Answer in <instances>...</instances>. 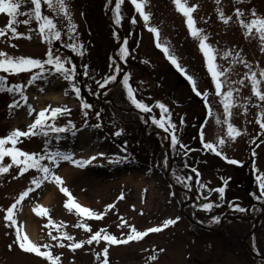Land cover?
Wrapping results in <instances>:
<instances>
[{"label":"rangeland","instance_id":"1","mask_svg":"<svg viewBox=\"0 0 264 264\" xmlns=\"http://www.w3.org/2000/svg\"><path fill=\"white\" fill-rule=\"evenodd\" d=\"M185 2L189 7L196 5L193 12L196 26L204 29L209 35L208 42L217 50V63L229 69L228 79L232 82V87L239 90L233 94L234 106L231 109V117L224 116L223 104L220 103L222 98L214 94V84L207 73L198 41L190 35L186 18L177 10L173 0H146L145 10L151 14L148 27H145L131 0H124L121 5L120 24L115 23L116 0H112L111 4H107V0H66L73 23L77 25V40L85 45L84 55L80 56L63 46L66 42H73L67 35H62L60 41H53L51 47L58 54L71 57L77 66V80L81 88L79 98L69 88L68 82L58 74H45L43 78L29 85L27 81L38 69L15 75L0 71V75L7 77L9 85L21 84L23 93L28 98L25 103L19 92L0 91V138L17 128L26 131L39 113V106L49 109L46 113L49 117L52 108L67 107L70 114L58 116L55 120L49 119L48 122L64 126L71 120L76 126L75 135L71 132L63 133L60 141L52 139V146L73 152L74 158L92 156H84L92 148L96 149V153H105L104 156H97L95 161L83 168L68 162H62L60 166L61 168L67 165L77 170L65 186L75 198L76 193L83 194L88 202L87 207L105 213L101 219L82 218L74 210L69 212L64 207L67 197L59 191V186L54 184L53 200L45 206L49 209V216H39L33 211L41 231L38 243L50 244L51 248L48 250L54 256H59V264H102L105 247L108 248V264H264L262 256V258L253 256L250 252V249L255 248H247L246 252L249 253L246 254L237 241L234 248L224 243L232 233H239V237L242 236L241 241L246 240L249 245L248 242L251 240L248 237L252 222L254 224L255 220L259 223L255 224L253 231L255 238L261 242L264 239L262 232L264 200H257L253 195L259 194L255 176L259 171H264V129L257 123L261 109L253 105L264 102H259L253 95L251 81L246 76L250 70L245 67V64L251 65V70L256 71L257 78L260 79L259 70L264 69V51L261 50L264 48V42L260 40L255 29L245 35L247 29L240 24V20L249 23L254 18L253 9L257 17H264V0L240 2L219 0V3L217 0H185ZM32 7L30 3L21 0L18 11L25 13ZM237 8L243 13L240 17L236 16ZM218 9L222 10L226 17H231L227 23L219 18ZM44 11L52 15L46 8ZM133 17L137 21L135 24L131 23ZM10 19L6 13H0V28H6ZM26 19L28 17L23 14L16 17L19 23H14L13 26L17 28V32L24 35L13 38L9 30L4 37H0V51L14 57L46 59L49 45L42 40L38 23L34 19L30 24L22 23ZM111 22L121 31V36ZM152 26L159 29L161 42H167L186 71L194 76L198 89L201 92L205 90L210 92L208 101L213 109L212 117L207 115L203 98L191 90L186 78L170 64L162 50L155 46V36L148 30ZM28 36L31 39L26 38ZM125 39L129 56L121 60L118 53ZM224 52H230L231 55L222 59ZM237 53L239 56L236 57V62L230 63ZM112 60L121 67L118 81L123 79L125 73L130 74V83L137 90V98L152 106V113H142L131 105L119 82H114L104 89L97 87L96 80L113 73L114 66L109 67ZM122 62L126 65L125 69ZM84 64L89 65L90 77L82 75ZM240 80L244 83H239ZM259 87L264 91V80ZM50 93L60 95L62 101H51ZM248 98H251L252 103H249ZM81 100L93 105L92 109L87 110L89 112L87 118L83 115L85 110L81 107ZM13 101L18 102L20 106L9 108ZM156 101L163 102L169 108L171 120L177 125L178 139L190 149L187 156L183 155L184 150L179 146L170 150L166 146L168 140V136L164 134L166 132L151 123L150 116L154 115L157 118L160 116V110L155 107ZM28 105L35 110L32 115L28 114ZM245 107L248 109L246 113ZM19 110H23L29 118L16 121ZM96 112H100L101 116L97 117ZM215 117H220L222 121L225 118L229 119L241 131V135L223 149L229 159L241 163L231 164L227 160L223 161L220 159L222 156L203 148L201 130L204 131L205 140L213 143L218 137L226 136L227 126L223 123L216 124ZM97 124H100V127H95ZM120 129H123L122 135L115 136L114 133ZM45 139L40 135L21 137L15 147L30 153L43 154ZM5 147L11 148L13 145L9 143ZM167 149L170 157L167 155ZM253 152L256 153L255 156ZM166 155L169 167L162 166ZM112 160L119 162L112 163ZM0 164H12L11 157H4ZM173 168L177 170L178 175L193 177L189 181L191 189L176 182L171 171ZM193 168L198 170L199 177L192 172ZM37 174L35 169L20 174L19 166L15 164H12L7 173H0V264H51L45 257L26 253L14 243L15 227L23 225L22 222L17 220L16 226H9V222L4 220L6 209L15 203L20 193L28 187L35 189V186L31 185V179ZM223 180H227L224 200H219L215 192L205 200L204 197L208 196L207 190L222 186ZM200 184L207 187L202 189ZM48 185L51 184L46 181L39 189L30 192L21 202V207L26 201L42 195ZM183 189H187L188 192ZM121 193L123 199L120 198ZM191 198L192 201H189ZM211 201L219 204L217 208L212 209L213 214L206 213L199 207L200 204ZM109 204L114 207L107 208ZM230 204H239L246 211H234ZM227 215L232 216V220L236 219L235 215L238 218L242 216L240 219L250 222L243 225L227 219ZM176 216L180 217L176 224L163 228L160 232L148 233L141 240L130 241L128 244L109 245L101 240L98 244L94 241L91 245L85 244L73 251L67 246L71 241L63 240L61 246V243L52 241L48 235L49 232L52 235H59V231H66L74 240H87L94 232L103 229L102 234H111L123 239L131 231L129 225L136 227L138 231H145L149 227L162 225L166 219H174ZM212 216H220L224 221L210 223ZM49 217L60 225L59 230L48 224ZM195 220L212 227L210 230L212 232L209 233V230L200 225L194 226L198 223L194 222ZM122 221L127 223L122 224ZM84 222L88 223L91 232L76 226ZM225 222L233 228L230 231L225 230L229 233L228 237L224 234L222 240L220 235L215 239L211 238ZM258 240L254 243L264 255V245H260ZM10 244L11 249L8 247ZM218 245H223L224 249L218 248ZM160 249L164 251L161 252ZM97 253H100L99 260ZM152 256L157 258L152 260L150 259Z\"/></svg>","mask_w":264,"mask_h":264},{"label":"snow or ice","instance_id":"2","mask_svg":"<svg viewBox=\"0 0 264 264\" xmlns=\"http://www.w3.org/2000/svg\"><path fill=\"white\" fill-rule=\"evenodd\" d=\"M24 3H30L33 7L29 9L25 13H20L18 9L21 6V0H0V13H6L11 19L8 22L6 28H0V37H4L6 33L10 30L13 38H19L23 36V33L17 32V28L13 26L14 23H19L16 20L18 15H26L28 19L22 21L24 24H30L34 19L38 23V30L40 36L44 42L49 45V48L46 52V59H38L27 56H11L4 51H0V71L4 73L10 74H19L25 72H32L33 69H38V71L34 72L31 75V78L27 81L30 85L34 83L37 79H41L45 74H58L62 77L64 81L68 82L69 88L74 92L76 97H80L81 88L79 86V82L77 80V66L72 62L71 57L62 56L54 51L51 47L53 41H60L62 35H67L70 41L63 44L65 48L70 49L73 53H76L80 56L84 55L85 45L83 42L77 40V25L73 23L72 15L70 14L69 6L66 3V0H23ZM176 5L177 10L183 14L186 18V25L190 35L198 41L199 51L203 54V59L206 64L207 73L211 76V81L214 84V94L218 97H221L220 103L223 104V113L225 117H231L232 112L231 109L234 106V92L239 91L238 89H234L232 87V82L228 79L227 73L229 71L228 68H225L223 65L217 63V50L208 42L209 35L205 32L204 29H201L196 26V21L193 17V12L196 9V5L187 6L185 0H173ZM240 2V0H238ZM112 0H107V4H111ZM124 3V0H116L114 14H115V23H121V5ZM146 0H131V4L134 5L136 12L142 17L144 21L145 27H148L151 14L145 10ZM219 3V0H217ZM106 4V6H107ZM47 9L52 15L46 14L44 9ZM219 18L227 23L231 17H226L222 10L218 9ZM243 13L239 8L236 9V16L240 17ZM252 16L254 17L249 23H245L244 20H240V24L242 27L247 29L245 35L252 33L253 29L259 34V38L262 42H264V17H257L255 10H252ZM131 23H137L135 17L131 19ZM63 25V26H62ZM66 29V31H65ZM148 30L154 34L155 36V46L162 50L163 54L166 56L168 61L172 66L176 68V70L183 75L186 80L189 82L191 90L197 95L201 96L205 102V108L207 109V115L212 117L213 109L208 101L210 92L205 90L201 92L198 89L197 81L194 76L189 74L186 71L185 66H183L177 56L170 50L167 42H161L159 29L155 26L149 27ZM31 31V29H30ZM115 35V33H114ZM31 39L30 36L26 37ZM117 39L119 37L117 36ZM15 47L16 45H12ZM264 51V48L261 49ZM121 60H125L126 57L129 56V49L127 47V40L125 39L123 42V46L119 49L118 53ZM230 52H224L222 54V59H226ZM239 56V53L233 57V60L230 63L236 62V57ZM111 59V58H110ZM243 62V61H241ZM148 63V61H145ZM114 66V71L112 74L104 75L100 80H96L95 83L98 88L104 89L110 84L114 82H119L123 89L126 92V97L130 101L131 105H133L137 110L142 113H152L153 107L145 103L142 99H138L136 96V89H134L130 83V74L125 73L123 75V79L118 81V76L121 72V67L119 64L112 60L109 67ZM245 67L249 68V73H246V76L251 81V91L253 95L259 102H264V91L260 89L261 81L264 80V69L259 70V77L257 78V72L251 70V65L245 64ZM82 75L85 77H90L91 73L89 70V65H82ZM239 83L243 84L244 81L240 80ZM227 88V90H225ZM23 86L21 84H12L9 85L7 81V77L0 75V91L7 92H19L21 94L22 99H24L25 103H27V96L23 93ZM91 91V89H89ZM67 94V89L65 90ZM96 94V93H93ZM249 99V103H252L251 98ZM19 103L13 101L12 104L9 105V108L19 107ZM254 107L260 108L261 111L257 116V123H259L260 128L264 129V103L254 104ZM81 107L85 110L83 115L85 118L88 117L89 112L88 109H92L93 105L87 103L86 101L81 100ZM155 107L160 110V116L157 118L156 116H150V121L156 127L163 129L166 133L169 134L170 137V147L172 149H176L179 146L180 149L184 150L183 155L187 156L188 151L186 145H183L176 135L177 125L171 120V112L169 108L160 101L155 102ZM33 111H35L31 105H28V114L32 115ZM51 117L46 115L49 112L48 108L42 109L35 116L33 122L28 125L26 131H22L20 129H15L10 132L9 135L0 138V161L4 159V157H11L12 164L19 166V173L24 174L29 171V169H35L37 175H34L31 179V185L35 186V189H39L41 185H43L46 181L49 184H54L59 186V191L64 193L67 197V200L64 203V207L69 211H75V213L79 217H87L90 219H101L105 213L93 211L90 207H86L81 203L77 202L76 198L73 196L72 192L69 190L67 186H65V180L62 175L58 174V170L61 166L62 162H68L71 165H74L79 168H83L93 161L97 159V156H104L105 153L98 152L95 155H92L88 158H74L75 154L70 151L61 150L58 147H54L51 144L52 139L56 141H60L62 139L61 134L71 132L75 135V124L68 120L67 124L64 126H57L55 123H49V119L55 120L58 116H63L66 114H70V109L67 107L61 108L56 107L51 110ZM245 113L248 111L247 107L244 109ZM97 117L101 116L100 112L95 113ZM87 120H85V123ZM148 121L146 120L145 123ZM181 123H183V117L181 118ZM215 123L225 124L227 126L226 136H221L217 138L215 143L209 142L205 140L204 131L200 132L201 143L203 144V148L205 150L211 151L218 156H222L225 160H227L231 164H239L240 161L235 159H229L223 149L227 146L229 142L234 141L238 136L241 135V131L235 127L229 119L225 118L223 121L220 117H215ZM95 127H100V124L95 125ZM123 133V129H120L114 133L115 136H120ZM51 134V136H50ZM43 136L45 137L44 141V151L41 153H30L28 151H23L15 145L18 143L19 138L28 137V136ZM11 143L13 147L6 148L5 145ZM256 153L253 152V156ZM47 161V163H43ZM112 163L119 162L118 160H112ZM12 164L3 165L0 164V173H7L9 168L12 167ZM163 167H169L168 157L167 155L164 157ZM187 167V165H185ZM172 175L175 177L176 182L182 184L185 188L191 189L192 185L189 183L193 179L191 175H178L177 170L175 168L171 169ZM257 171H259L257 169ZM192 172L196 173V176L199 177L200 173L197 169L193 168ZM255 180L258 184L259 194L255 195L257 200H264V171H259V174L255 176ZM199 183V180H197ZM227 185V180H223V185L218 186L215 189L209 188L208 196H205L204 199L208 200V197L213 193H217L219 200L223 201L225 196V188ZM207 186L204 184H200V188H206ZM35 189L33 187H28L25 191L21 192L19 198L13 203L10 207L6 209V215L4 216V220L9 222V226H16L17 219L16 215L18 212L22 210L21 202L25 199V197L29 196L30 192H34ZM175 195V193H172ZM120 198L123 199V193H121ZM219 204L217 202H204L199 205V207L206 211L211 212L214 207H218ZM234 211L244 212L246 209L239 204H230L229 205ZM114 205L109 204L107 208L111 209ZM33 211L37 213L39 216H49V209L36 205L33 208ZM180 220L179 216H176L174 219L169 218L166 219L162 225L149 227L145 231H138L136 227L129 225L131 228L130 233L126 236V238L118 239L115 235L111 234H102L104 230L94 232L90 238L87 240L80 239L74 240L73 236L70 235L66 231H59V235H52L51 232L48 235L51 237L52 241H57L61 243L62 241H71L67 246L71 248L73 251L81 248L83 245L88 244L91 245L94 241L98 244L101 240L106 241L109 245H120V244H128L130 241H139L143 237H145L148 233L160 232L163 228H166L170 225H174L177 221ZM221 220L220 216H212L210 223H219ZM126 221H122V224H126ZM48 224L56 227L58 230L60 228L59 224H56L55 221L49 217ZM77 227L83 228L88 232H91V228L89 227L87 222L80 223L76 225ZM14 243L18 244L19 248L25 251L26 253H35L39 257H45L51 264H59V256H54L52 252L48 249L51 248V245L48 243H38L32 241L28 234L24 231L23 225L21 224L18 227H15V240ZM11 249L12 245H8ZM45 249V250H42ZM159 251L163 252L164 249H160ZM97 259H100V253H97ZM104 259L102 264H108V248L105 247L103 249ZM157 257L152 256L150 259L155 260Z\"/></svg>","mask_w":264,"mask_h":264},{"label":"bare ground","instance_id":"3","mask_svg":"<svg viewBox=\"0 0 264 264\" xmlns=\"http://www.w3.org/2000/svg\"><path fill=\"white\" fill-rule=\"evenodd\" d=\"M49 98L51 101L54 102H61L62 98L60 95L55 94V93H50ZM40 99V98H39ZM44 106H39L38 110H42ZM18 116H16L15 120L20 121V120H25L28 117V114H25L23 110H19ZM84 139L83 137H81ZM83 144V143H82ZM88 153V152H87ZM96 154V149L92 148L91 151H89L88 154H84V156L87 155H95ZM76 169L71 166H62L58 170V174L62 175V177L65 180V183H68L69 179L71 176H73L76 173ZM53 193H54V187L53 184L48 185L45 190L43 191L42 195L39 197L33 198L29 200V202H25V205L22 206V210L18 212L17 214V220L24 225L25 232L28 234L29 238L34 241V242H39V236H40V226L39 222L33 215V208L36 207V205H41L43 207L48 206L52 200H53ZM76 198L77 201H79L82 205L88 206V202L85 200V197L81 193H76Z\"/></svg>","mask_w":264,"mask_h":264},{"label":"trees","instance_id":"4","mask_svg":"<svg viewBox=\"0 0 264 264\" xmlns=\"http://www.w3.org/2000/svg\"><path fill=\"white\" fill-rule=\"evenodd\" d=\"M120 84V83H119ZM121 85V84H120ZM122 86V85H121ZM196 197H197V195H195ZM214 208H217V207H214ZM212 212H213V210H211ZM212 212H210V213H212ZM207 213V212H206ZM213 214V213H212ZM211 219V218H210ZM229 220H227V222H228ZM231 221H236V222H238V223H242L243 225H247L249 222H250V220L249 221H246L245 219H231ZM227 222H225L224 223V225L222 226V228L219 230V231H217V232H214V234L211 236V238H217L219 235H220V238H221V240H222V237L224 236V234H225V236L226 237H228V235H229V233L228 232H225V230H228V231H230V230H233V228L230 226V224L228 223L227 224ZM226 224H227V226H226ZM259 224V223H258ZM234 226H236V225H234ZM253 226H254V224H253V222H252V228H253ZM237 227V226H236ZM252 228L250 229V230H252ZM255 231V230H254ZM212 231H210L209 233H211ZM262 232H264V227H263V230H262ZM240 235H239V233H232V236L231 237H229L228 238V240H224V243L225 244H227V245H229L228 247H232V248H234V246H235V242L237 241V243H238V245L241 247V248H243L244 249V251L246 252V250H247V247L243 244V242L241 241V237H239ZM256 236H255V233L253 232L250 236H249V239L252 241V244L253 245H251V247H253V248H255V249H253V251H255L256 253H258V254H261L260 253V249H259V247L257 246V244L256 243H254L256 240H258V239H256L255 238ZM238 241H240V242H238ZM258 242H260L259 244L260 245H264V239H263V242H261V241H259L258 240ZM255 244H256V246H255ZM218 248H220V249H224V246L223 245H218ZM262 252V251H261ZM247 253H249L248 251L246 252V254ZM264 253V252H263ZM239 255H241V253H239ZM257 258H255V260H256Z\"/></svg>","mask_w":264,"mask_h":264},{"label":"water","instance_id":"5","mask_svg":"<svg viewBox=\"0 0 264 264\" xmlns=\"http://www.w3.org/2000/svg\"><path fill=\"white\" fill-rule=\"evenodd\" d=\"M113 2H114V1H113ZM119 34L121 35V33H120V32H119ZM169 154H170V153H169V150H168V156H169ZM169 157H170V156H169ZM170 161H171V160H170Z\"/></svg>","mask_w":264,"mask_h":264}]
</instances>
